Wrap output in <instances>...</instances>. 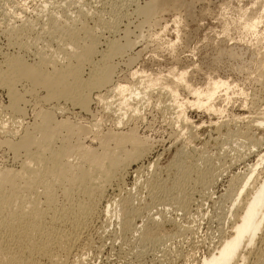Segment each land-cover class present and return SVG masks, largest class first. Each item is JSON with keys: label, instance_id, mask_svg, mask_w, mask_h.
I'll return each mask as SVG.
<instances>
[{"label": "rangeland", "instance_id": "374dc122", "mask_svg": "<svg viewBox=\"0 0 264 264\" xmlns=\"http://www.w3.org/2000/svg\"><path fill=\"white\" fill-rule=\"evenodd\" d=\"M145 1L147 0H0V63L5 55L10 53V55L19 53L29 63L36 60L37 54H55L56 50L60 55L65 54L60 50L66 48L65 52L69 47L66 43H62L61 38V41L59 40L55 32L50 31V22L47 24V19L51 21L49 14L57 17L59 23H66V19L69 23L71 16L73 18L77 16L78 12L85 11L88 25H93L95 19L109 24V28L106 25L97 26L98 29L94 27L97 39H99L96 45L99 52L107 49L109 40H118L117 42L121 43L131 40L130 43H133L130 46L132 49L128 48L123 53L112 57L111 62L115 66V70L113 69L114 74H112L110 84L116 82L130 85L136 83L143 75L140 78H143V86L152 85L154 88L150 89L153 92H150L151 95L149 94L148 99L142 101L134 99L130 101V107L123 106L122 108L118 104V95L114 97V99L117 98L115 101L108 99L103 102L100 100V102L95 98V92L98 91L94 89L91 92L92 100L88 110L82 109L76 104H73V107L70 100L64 101L63 98L58 101L54 99L40 100L45 90L39 88L37 97L35 95L33 98L32 95L26 93L27 101L23 104L25 113L16 114V116L10 113L11 111L6 107L9 103L7 91L4 87H0L1 169L15 170L20 167V159L23 158V155L20 154L19 156L22 157L18 156L15 159L5 141L13 137L11 136L12 131L22 133L27 125L31 127L38 121L37 110L40 107L49 108L51 102L52 104L58 102L57 104L60 105L61 109L54 111L57 120H67L71 124L86 127L85 134H80L79 138L75 135L71 137L70 141L73 143L80 142L85 148L89 146V148L101 152L99 135L108 132L114 133L117 130L130 132L129 129H133V133L148 145L144 155L130 164L123 173L119 180L120 186L117 187L113 182L103 190L105 193H102L98 199L95 212L83 230L79 247L73 249V252L71 251L72 257L69 264H197L201 258L213 252L219 245V236H221L219 229L228 224L226 222L229 218L228 208L231 199L221 194L226 189V182L230 175L243 171L246 164H254L257 161L255 153L243 160H232L229 164L227 163L228 168L217 169L218 179L207 188L197 185L198 181L195 185L190 179H187V182L183 181L185 186L190 180V184L185 186H188V190L185 191L190 194L191 200L185 210H181L176 206L177 204L171 205L169 200L165 199L166 196L162 199L163 195L151 193L152 184L150 183H154V181L160 182L168 179L165 185L168 184L169 187L174 183L177 168L172 164L174 158L176 161L177 155L181 154L180 158L185 166L199 165L201 158L204 157L209 159L212 168L217 166L219 168L221 167L219 158L224 155L225 151L228 153L230 150L229 154L233 156L238 148L242 152H246L247 148L253 150L252 144L246 140L243 141L244 138L236 132L246 130L245 122H240V119L235 120L236 116L240 115L264 118V82H262L264 81V69H262L264 68V0H181L182 4L173 7L169 5V2L174 0H151L156 12L154 11L150 20L149 18L144 19L145 17L141 14L137 15L136 7L143 6ZM162 1L163 4H161ZM149 2L150 0L144 4ZM157 5L162 10L158 9ZM81 8L83 9L81 10ZM259 15L263 18H261L262 23L258 26V36L248 31L244 24L250 18ZM24 24L26 26H20ZM113 24L116 30L112 28ZM41 25L43 28L46 26L45 28L49 31L46 33ZM20 27L23 29L18 30ZM125 35L129 37L126 36V39ZM50 36H52L51 39ZM22 42L28 46L24 45V53H22ZM99 52H97L95 60L99 59ZM135 71L136 74H133ZM173 71H186L185 80L194 88H205L210 80H227L230 84L227 94L224 95V89H220L213 98V104L221 109L222 114L215 115L205 110L204 107L187 105L185 115L189 118L188 121H192L194 131L189 126L186 128L180 120L176 121V107L172 106L171 99L157 96L158 89L165 78L169 79L168 76ZM86 73L85 66V77ZM19 84V89L29 87L25 82ZM111 85L108 84L109 88H101L100 93H106ZM176 90L178 91V101H184L188 97L187 90L181 86ZM133 109L138 110L137 113ZM117 117L123 118L120 125L117 123ZM215 120L219 121V124L221 122L223 124L217 128ZM224 121L228 123L227 126ZM188 128L191 129V132H188ZM256 130L253 137L258 140L263 137V130ZM59 132H62L63 138L66 137L65 134L68 135L63 129ZM63 138L56 140V146L61 144ZM109 145L110 148L114 147L113 142H110ZM125 147L127 150L131 149L128 143L125 144ZM73 158L75 161L78 160V157L76 160L75 154ZM199 166L203 169L201 164ZM258 168L259 170L264 169V163ZM191 176L194 178L192 174ZM191 176L190 178H192ZM154 178L156 179L154 180ZM148 180L149 182H147ZM185 187L183 188L185 189ZM59 196L58 199L62 202L63 198L60 194ZM128 196L131 198L129 206L134 208L132 214L136 213L138 216L133 221L137 227L132 225V231L130 229L126 231L121 225V213L125 208L122 205V199ZM61 202L59 201V203ZM110 202H114L110 207L112 209L106 213L105 207ZM119 202L120 204H118ZM162 214L167 216L166 219H170L162 220L160 218ZM152 217L160 220L159 224L151 223ZM171 218H175L174 221ZM178 224L188 225L190 230H186L182 234H175ZM158 225L159 229H157ZM144 228H150L154 233L151 237L146 238L147 240L144 239L147 235L144 233ZM163 237H165L164 240ZM245 254L248 255V250L245 251Z\"/></svg>", "mask_w": 264, "mask_h": 264}, {"label": "bare ground", "instance_id": "6f19581e", "mask_svg": "<svg viewBox=\"0 0 264 264\" xmlns=\"http://www.w3.org/2000/svg\"><path fill=\"white\" fill-rule=\"evenodd\" d=\"M145 2H148V0ZM144 3L141 7L137 5L139 7H136L137 10H135L138 13L137 15L141 14L145 17H143L144 19L149 18L150 20L155 11L153 2L150 0L149 3ZM169 3V5L173 7L177 4H182L183 1L174 0ZM161 4H163V1ZM82 9L83 8H81V10ZM78 13L77 16L73 18L71 16V19L67 15L70 19L69 23H67L68 19H66L67 24L62 22V24L59 23L60 21H57V17H54L52 14H49V17L50 15L52 17H50L51 21L47 19V24L50 22V31L52 33L55 32L59 40L61 38L62 43H66L69 47H67L68 50L65 52L64 49L66 48L63 50L61 49L62 47L58 48L61 49V53L65 54H58V50H56L57 52L55 54L50 55L43 54V51L37 52L42 54H37V58L36 60L33 59V63L27 62V60H25L26 58L24 59V56H21L19 53L5 55L0 63V87H4L7 91L9 103L5 106L11 111L10 113L22 115L24 112L23 104L27 101L26 93L30 96L32 95L34 98L39 88L45 90L40 100L50 101L54 99L58 101V99L63 98L64 101L70 100L72 105L76 104L80 108L86 110L89 109V104L92 100L91 92L94 89L98 91L95 92L96 94L94 93L95 98H97L96 100H101L102 102L108 99L115 101L117 98L114 99V97L118 95V104L121 108L123 106L128 107L131 103L130 101L134 99L142 101L148 99L151 95L150 92L152 93L153 91L150 89H152L153 86L147 84H145L147 86H143V78L140 79L143 75L140 76L136 83L130 85H122L116 82L115 84H110V82H112L111 78L113 77L112 74H114L113 69L115 67L111 62L112 57L114 55L116 56V54L123 53V51L128 48L130 49L133 43H130L131 40H126L124 43H121L117 42L118 40L113 41L111 39L112 41H108L107 49L99 52L96 48L97 40L99 39H97L95 34L96 29L94 27L106 25L109 28V24L102 23L100 20L95 19V22L92 21L94 22L93 25H88V17L85 11ZM261 18H263L261 15L252 19L250 18L249 21L245 22L244 27L252 32L253 35L256 34L259 36L258 26L262 23ZM106 26L105 28L107 30ZM113 26L112 28L116 30L114 24ZM45 27L43 28L42 26L43 30L47 33L49 30ZM22 29L23 28L20 27L18 30ZM124 34L126 33L124 32ZM126 36L128 35H125L127 39ZM51 37L52 36H50V39ZM18 42L21 43L19 40ZM16 45L18 46V44ZM24 45L25 43L23 44L22 42V53H24L23 50H25ZM40 49L38 50L41 51ZM97 52L100 53V57L98 60H95ZM85 66L87 68L86 77L84 76ZM133 74H136V71ZM186 74V71L170 72L168 76L169 79L164 77V82L162 81V85H159L160 88L158 89L157 96L170 98L172 106L174 105V107H176V121L180 120L186 128L189 126L192 129V121H188L189 118L185 115L186 106L204 107L205 110L218 115L221 113V109L213 104V98L220 89H224L225 92L223 93L226 95L230 88V84L227 80L222 79L208 80V85L205 86V88H194L185 80ZM24 82L29 87L19 89L18 84H23ZM108 84L109 86L111 85L110 89L107 90L106 93L103 92L104 94H101L99 90L103 87L106 88ZM180 86L188 92V97L184 101H178L177 99L178 91L176 88ZM155 91L157 92L156 89ZM189 98L192 99L189 100ZM57 103L52 104L51 102L52 105L50 104L47 109L38 108L39 110L36 112L38 121L33 123V125L30 123L32 125L31 127L27 125L24 130H22V133H18L17 131L10 132L13 137L11 139H5V144H7L6 146L13 152L15 159L20 154L23 155V158L20 159V167L18 169L0 168V264H69L70 258L72 257V250L79 247L83 230L86 228L87 223L90 221L89 219H91L90 217L93 216L95 212L94 210L98 199H100L102 193H105L103 190L113 182H115L117 187L120 186L119 180L128 169V166L140 159L148 149L147 143L141 138H138L133 133V129H129L130 132L117 130L114 133L108 132L107 134L99 135L101 152H98L96 149L93 150L89 148V146L85 148L80 142L73 143L70 141L71 137L73 135L78 137L80 134H85L86 127L84 128L82 125L81 127L80 125L71 124L67 120H57L54 116V111L61 109L59 108L60 105ZM167 107H169V105H167ZM133 111H135V109H133ZM137 111H135V113H137ZM131 114H133V112H131ZM128 115L130 114L128 113ZM123 116H125L124 113ZM15 119L17 118L15 117ZM122 120L123 118H118L117 123L120 125ZM237 120L240 122L243 121V123L245 122L244 125L246 128V130L244 129L245 131H236L237 134H240V136L244 138L243 141L246 140L252 144L253 150L247 148L246 152H242L237 147L238 149L235 148V156L229 154L230 150L228 153L225 151L224 155L219 158V160L221 159L219 162V166L221 167L219 168H217L218 166L212 168L209 164V159L203 157L200 161L203 169L200 168V164L185 166L181 160L182 158H180L181 154L178 153L180 155H177L178 157L176 156V161H174V158V163L172 162V166L175 165L177 168L176 176L175 178L173 177L174 183L169 187L168 184L167 186L165 185L168 179L162 180L163 182H155L154 180L156 178L159 180L158 177L154 178V183H150L152 184L151 193L154 192L163 195L161 196L162 199L166 196L167 198L165 199L169 200L171 205L177 204L176 206L181 210H185L191 200L190 194L185 191L186 189L188 190V186H185L190 180L194 182V185L198 181L197 183L199 184L197 185L207 188L218 179L219 173H216L217 169L221 170L222 167V169H226L228 166L227 163L229 164L232 160H243L253 153L257 156V161H255L254 164H246L247 166L243 171L233 173L226 182V189L221 195L228 196L231 199L228 208L230 211V213L228 212L229 218L226 222L228 224L226 226H221L219 229L221 233V236H219V245L215 247L213 252L201 258L197 264H264V169L259 170L258 168L264 163V118L240 115L238 117L236 116L235 121ZM215 121L217 128L219 125L223 124L221 120L220 124L218 123L219 121ZM224 123L227 126L228 123H226V121H224ZM61 129L68 133V135L64 133L66 135L65 138L62 137L64 136L62 132H59ZM256 129L263 130V137L258 140L253 137V133H255L254 131ZM190 130L188 128V132ZM59 133L61 134L60 139L58 137ZM61 138H63L61 144L56 146V140H61ZM241 141L242 139L240 142ZM110 142L114 143L113 148L109 147ZM127 143L131 146L129 150L125 147ZM245 145L247 146V144ZM262 145L263 147H261ZM74 154L76 160L78 157L77 161L73 158ZM190 176L192 178H190ZM187 179L190 180L184 186L182 182L185 180L187 182ZM147 182H149V180ZM151 187L149 188L151 189ZM59 194L62 196L61 198H63L62 202L58 199V197H60ZM130 199L129 196L122 199V205H124L125 208L123 213H121L122 218H120L122 219L121 225L126 231L129 229L132 231V225L137 227L135 222L133 223L137 215L135 212V214H132L134 208L129 206ZM58 200L61 203H59ZM113 203L110 202L107 204L105 207L106 213L110 212L112 209H110V207ZM118 204H120V202ZM166 217L167 216L163 214L160 215L162 220L168 221L170 218L166 219ZM174 219L171 218L173 221ZM159 221L156 217H152L150 222L157 225ZM158 227L159 225L157 229H159ZM177 227V231L175 229V234H182V232L184 233V231L190 230L188 225L184 226L178 224ZM144 230V233L147 234L145 236L143 233L145 236L144 239L151 237L152 234L154 235L150 228H144ZM154 230L156 229L154 228ZM164 238L165 237H163V240ZM246 250H248V255L245 254Z\"/></svg>", "mask_w": 264, "mask_h": 264}]
</instances>
